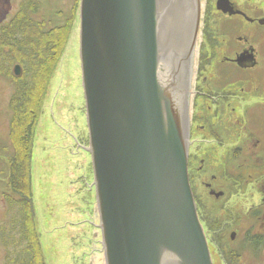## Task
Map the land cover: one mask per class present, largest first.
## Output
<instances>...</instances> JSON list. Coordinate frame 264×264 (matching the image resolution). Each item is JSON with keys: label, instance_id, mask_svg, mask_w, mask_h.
<instances>
[{"label": "water", "instance_id": "obj_1", "mask_svg": "<svg viewBox=\"0 0 264 264\" xmlns=\"http://www.w3.org/2000/svg\"><path fill=\"white\" fill-rule=\"evenodd\" d=\"M199 18L200 0H80L86 150L105 264H213L188 175Z\"/></svg>", "mask_w": 264, "mask_h": 264}, {"label": "flooded vegetation", "instance_id": "obj_2", "mask_svg": "<svg viewBox=\"0 0 264 264\" xmlns=\"http://www.w3.org/2000/svg\"><path fill=\"white\" fill-rule=\"evenodd\" d=\"M188 100L189 182L213 264H261L264 0H200Z\"/></svg>", "mask_w": 264, "mask_h": 264}, {"label": "rangeland", "instance_id": "obj_3", "mask_svg": "<svg viewBox=\"0 0 264 264\" xmlns=\"http://www.w3.org/2000/svg\"><path fill=\"white\" fill-rule=\"evenodd\" d=\"M19 2L0 0V28L17 13ZM41 2L44 6L38 19L50 18L52 26L67 24L69 39L34 132L32 179L36 228L47 264H105L101 231L97 227L92 160L86 150L89 132L79 56L80 0ZM13 92L12 82L0 76V226L9 220L4 194L10 193L7 158L12 145L8 105ZM62 248H67V257L63 258ZM6 255L0 240V264H6Z\"/></svg>", "mask_w": 264, "mask_h": 264}, {"label": "trees", "instance_id": "obj_4", "mask_svg": "<svg viewBox=\"0 0 264 264\" xmlns=\"http://www.w3.org/2000/svg\"><path fill=\"white\" fill-rule=\"evenodd\" d=\"M42 6L41 0L21 2L17 13L0 28V76L14 85L8 105L12 145L7 158L10 193L4 194L9 220L0 226L6 264H47L35 223L33 138L69 36L67 24L52 26L50 18L38 19ZM15 64L23 68L19 77L13 73Z\"/></svg>", "mask_w": 264, "mask_h": 264}, {"label": "bare ground", "instance_id": "obj_5", "mask_svg": "<svg viewBox=\"0 0 264 264\" xmlns=\"http://www.w3.org/2000/svg\"><path fill=\"white\" fill-rule=\"evenodd\" d=\"M80 63H81V62H80ZM83 92H84V91H83ZM85 109H86V108H85ZM85 113H86V112H85ZM85 117H86V115H85ZM86 122H87V120H86ZM87 152H88V151H87ZM88 153H89V152H88ZM90 156H91V155H90ZM93 190H94V192H95V187H94V186H93ZM61 250H62L61 253H62L63 258H64V257H67V256H66V250H67V248H62ZM101 252H102V254H103V256H104V253H103L102 250H101ZM64 260H65V259H64ZM65 261L68 262L67 260H65ZM68 263H69V262H68Z\"/></svg>", "mask_w": 264, "mask_h": 264}]
</instances>
